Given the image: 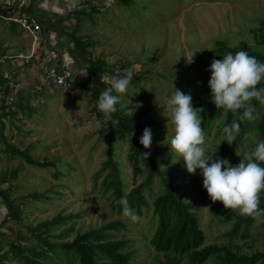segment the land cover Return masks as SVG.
<instances>
[{"label":"rangeland","instance_id":"rangeland-1","mask_svg":"<svg viewBox=\"0 0 264 264\" xmlns=\"http://www.w3.org/2000/svg\"><path fill=\"white\" fill-rule=\"evenodd\" d=\"M92 4L95 9L87 12L88 7H85L86 12H77L74 36L87 44L85 56L78 51L79 63L74 61L77 68L82 69L86 57H101L105 68L110 66L117 73L131 71L138 75L139 79L130 83L127 93L121 94L118 105L124 113L143 121L142 134L146 127L151 129L152 145L160 149L159 169L166 172L178 196L198 205L195 211L204 233V243H233L242 252L262 249L264 222L253 220L246 237L241 238L239 234L229 237L226 231L240 214L225 209L221 202L211 201L203 188L200 170L189 174L182 158L172 163V159L179 157H172L168 145L172 132L170 125L167 128L170 113L166 102L175 89L185 94L190 92L194 108H198L194 106L198 97L211 96L208 87L211 72L207 69L213 59L220 60L225 55L214 51L216 39L229 46L244 40L252 48L264 50V44L255 43L256 27L264 25V0H95ZM0 19L4 20L3 17ZM22 30L25 35L19 28L16 30L14 45L28 50L29 40L33 38L30 44L33 53L27 64L32 66V73L21 70L17 82L12 76L17 85L8 93L12 100L6 102L3 97L0 102V188L6 190L17 212L15 218L8 217L0 196L3 264H25L11 251L8 242L12 240L23 248L30 247L36 243V224L53 215L65 218L50 229L51 234L72 224V230L66 229L57 240L69 239L75 231L118 217L109 208L107 191L92 187L93 174L106 158L108 145L106 131L99 132L101 119L92 109L94 100L87 91L78 90L81 84L70 87L44 80L37 69L43 49L41 39L33 37L24 27ZM195 51L199 52L195 54L194 63L188 64L185 57ZM60 58L63 60L64 57ZM27 65L24 67L28 69ZM84 73L81 70L80 77H84ZM105 79L109 82L110 77ZM254 107L259 116L264 112V106L258 101ZM222 117L223 112H219L209 124L202 125L206 150L209 154L215 152L214 158H218V146L224 139ZM256 121H249L250 125L233 153H226L219 159L237 165L242 157L236 152L243 154L255 147ZM3 142L11 146L4 147ZM112 147L126 190L137 184L143 174L131 175L126 159L127 138L115 140ZM15 148L27 153L38 164L25 161L13 151ZM104 171L97 177L96 185ZM162 189L159 176L153 175L150 189H143L146 204L141 206L140 222L134 223L119 215L126 228L112 232V235L128 238V249L133 250L131 264H158L164 258L163 253L153 249L149 242L155 225L151 201ZM32 191L42 192L45 196H30ZM48 240L52 238L48 237ZM55 251H46L51 262L47 256L36 258L42 264H65L63 255ZM32 255L29 252V256ZM177 264L190 263L182 257Z\"/></svg>","mask_w":264,"mask_h":264},{"label":"trees","instance_id":"trees-1","mask_svg":"<svg viewBox=\"0 0 264 264\" xmlns=\"http://www.w3.org/2000/svg\"><path fill=\"white\" fill-rule=\"evenodd\" d=\"M121 1L126 2L127 0ZM93 5L90 4L88 6L87 12L95 9ZM28 10V8H25L26 12ZM77 12L84 13L86 11L81 9ZM71 35V47L77 52L79 51L81 55H84L86 42L76 38L74 31ZM255 43L258 45L264 44V25L256 27ZM241 50L247 51L249 55L256 57L260 62H264V50L252 48L244 40H240L235 46L226 45L219 39L214 41V51L216 53L227 54L231 52L235 54ZM104 62L101 57H86L85 64L82 66L85 72L84 77H80V74L71 71L67 79L70 81V87L81 84L78 90L81 92L87 91L89 97L94 100L92 109L95 111L97 117L101 119L99 132L106 131L108 134L106 158L103 160L100 168L93 174L92 187L97 186V189H100L101 192L107 191L109 208L118 217L102 222L97 226L75 231L73 236L66 240L57 239L66 232V229L72 230V224H69L65 230L56 234L50 233V229L62 223L65 216L56 214L48 219L39 221L34 228L36 243L30 247L23 248L19 242L15 243L12 240L8 242L11 251L16 255L18 260L25 264H42L36 257L44 258L47 256V259L51 262L52 258L46 251L56 253L55 250H57L63 255L65 264H131L133 250L128 249V238H114L112 235V232L122 231L126 228L125 222L119 217V215H123V207L117 204V201L122 197H126L128 205L134 210L136 215H139L141 213V206L146 204L143 189L149 190L153 175H158L163 189L159 193H156L151 201V214L155 218V225L149 236V242L153 249L161 251L164 255L163 260H160L158 264H177L182 257H185L190 264H201L208 258L210 260L205 264H264V247L250 252H242L233 243H204V233L199 226L197 212L195 211L198 205L191 199H184L178 196L173 190L166 172L160 170L158 167L160 149L152 144L150 149H145L139 143L142 136L140 130L144 127L142 120L135 115L124 113L117 104V111L113 113V119L119 120V124L111 125L104 122L102 114L97 110V101L101 92L108 87V81L105 78H111L117 74L112 67L105 68ZM118 72L121 73L120 71ZM138 79L139 76L133 74L131 82H136ZM3 83L4 81L0 80V86L3 89H7ZM258 87H264V81ZM2 98H0V102ZM210 101L211 96H201L194 103L195 107L201 108L202 125L209 124L219 112H223L221 109H216L215 105ZM256 103L257 100L253 99V106ZM238 116L239 113L233 115L230 111L227 113L223 112L222 123L228 126L233 120H236L240 124V132L231 145L224 141L218 146V158H221L226 153H233L240 138L250 125L249 121H240ZM255 128L258 143L264 140V112L257 119ZM125 138H127L128 143L126 159L131 167V175L143 174L142 179L137 184L126 190L124 189L123 180L120 177V169L112 151V143L115 140ZM3 143L4 147L11 146V144ZM13 151L19 153L28 163L38 164L37 161L22 150L15 148ZM144 152L151 153L147 159L142 155ZM102 170L105 171L101 176V180L96 185L97 177ZM261 193L259 207L264 209V191ZM29 195L33 197L45 196L42 192L36 191L30 192ZM0 196L7 209L6 215L15 218L17 212L14 209L15 204L13 200L7 196L6 190L2 188H0ZM252 221L253 219L250 217L239 215L226 233L229 237H234L236 234H239L241 238L246 237L248 235V227ZM241 226L242 229L240 230ZM48 237H51L52 240H48ZM25 250L26 252H24ZM29 252L33 255L29 256ZM3 254L0 255V264H3L1 262Z\"/></svg>","mask_w":264,"mask_h":264},{"label":"clouds","instance_id":"clouds-1","mask_svg":"<svg viewBox=\"0 0 264 264\" xmlns=\"http://www.w3.org/2000/svg\"><path fill=\"white\" fill-rule=\"evenodd\" d=\"M185 57L188 64L194 63L195 54ZM211 72L208 87L211 90V103L216 109L224 113H239L240 121H255L259 118L256 108L252 104L255 99L264 106V87H258L264 81V62L241 50L223 55V59H213L209 68ZM133 73L125 71L123 74L113 75L108 87L103 90L97 101V110L102 114L106 124L117 125L119 120L113 119L120 102L121 94L128 91ZM115 93V94H114ZM166 109L170 113L167 128L171 126L172 136L169 142L170 153L179 159H172V163L182 158L189 174L200 170L203 177V188L213 203L221 202L225 209L237 211L241 216L250 217L257 223L264 222V209L259 207L260 194L264 191V140L243 154L237 153L242 159L237 165H231L227 160L214 158L215 152L209 154L206 150V134L203 130L201 108L192 105L191 93L175 89L166 102ZM240 132V124L233 120L223 128L224 139L231 145ZM152 131L146 127L139 143L145 149L152 144ZM150 152H144L145 159ZM163 167V166H161ZM117 204L123 207V216L132 222H140L128 205L126 197H122Z\"/></svg>","mask_w":264,"mask_h":264},{"label":"crops","instance_id":"crops-1","mask_svg":"<svg viewBox=\"0 0 264 264\" xmlns=\"http://www.w3.org/2000/svg\"><path fill=\"white\" fill-rule=\"evenodd\" d=\"M94 2L95 0H29L28 2L26 9L28 8V12L40 23V32H38L36 37H40L41 39L43 45L42 54L44 52L43 50L48 47L55 48L59 56L64 57L63 60L60 58L59 64L61 67H64L66 71H75L79 74V72L83 70H79V68H77L78 64L74 62L77 60L79 63V54L71 47V33L74 31V26L77 22V11L81 9L85 10V7H88ZM18 28L23 31L22 26H19L17 23L9 21L6 18H4V20L0 19V53L16 50L29 53L33 50V46H30L34 41L33 38L29 40L31 43L28 45V50L19 48L20 45L18 44L14 45V43H16L14 38L17 36L16 34L18 32L16 30ZM19 34L22 35L20 32ZM10 44L11 47H9ZM74 57H76V59ZM28 67L30 70L26 67L13 70L12 76L16 82L18 81V74L21 70L23 72L27 71L32 73V66L29 65ZM34 68L36 69L35 64ZM21 78L23 81L26 80L23 75Z\"/></svg>","mask_w":264,"mask_h":264},{"label":"built area","instance_id":"built-area-1","mask_svg":"<svg viewBox=\"0 0 264 264\" xmlns=\"http://www.w3.org/2000/svg\"><path fill=\"white\" fill-rule=\"evenodd\" d=\"M29 0H4L0 1V16L9 21L17 23L28 30L33 37L40 32V23L30 13L25 11ZM43 54L38 57V69L44 80L53 85L70 86L67 71L59 64V56L55 48L48 47L43 50ZM32 51L24 53L21 51L0 53V80L7 89L0 86V98L5 97L6 102L12 100L9 95L10 88L15 85L12 79L13 70L26 66L32 56Z\"/></svg>","mask_w":264,"mask_h":264},{"label":"water","instance_id":"water-1","mask_svg":"<svg viewBox=\"0 0 264 264\" xmlns=\"http://www.w3.org/2000/svg\"><path fill=\"white\" fill-rule=\"evenodd\" d=\"M100 96V95H99Z\"/></svg>","mask_w":264,"mask_h":264}]
</instances>
